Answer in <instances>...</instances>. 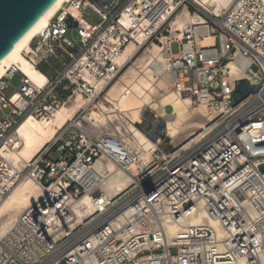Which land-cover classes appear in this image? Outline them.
<instances>
[{
	"label": "built area",
	"instance_id": "built-area-1",
	"mask_svg": "<svg viewBox=\"0 0 264 264\" xmlns=\"http://www.w3.org/2000/svg\"><path fill=\"white\" fill-rule=\"evenodd\" d=\"M184 8L204 23L173 28ZM90 10L99 22L86 19ZM208 36L214 42L200 45ZM153 44L175 93L215 117L199 140L168 152L155 144L144 161L110 127L77 122ZM24 54L47 81L15 67L0 79V202L28 178L42 194L0 235V264H264V0H233L218 14L194 0H66ZM78 100L27 165L3 152L24 145L27 116L49 120ZM52 151L62 155L52 160ZM108 160L132 178L112 198ZM84 195L93 212L77 215Z\"/></svg>",
	"mask_w": 264,
	"mask_h": 264
},
{
	"label": "bare ground",
	"instance_id": "bare-ground-1",
	"mask_svg": "<svg viewBox=\"0 0 264 264\" xmlns=\"http://www.w3.org/2000/svg\"><path fill=\"white\" fill-rule=\"evenodd\" d=\"M65 1L58 0L15 45L13 50L0 61V79L8 68L15 67L27 74L35 84L39 86L45 84L47 76L26 58L24 52L30 50L33 39L48 26ZM194 2L206 10L218 14L223 8L229 7L233 0H194ZM188 22L203 24L204 20L190 14L188 9L184 8L174 21L176 30H183ZM177 36L181 37V34L177 33ZM213 42V37L208 36L201 40L200 45H208ZM132 51L133 46H128L121 60L133 55ZM133 60L134 62L132 61L127 71L107 90L105 102H100L95 108H92L89 114L77 122L78 126L85 127L92 124L99 128L110 127L115 134L122 135L127 144L138 149L140 157L144 161L150 158L151 150L155 148L154 141L136 125L142 121L141 115L145 107H149L165 117L169 135L179 138V145L191 144L199 140L202 136L198 132L207 126L215 116L211 115L203 106L192 109L189 106L190 99L179 97L170 87L169 83L173 74L169 72L161 48L153 44L142 54H137ZM230 68L232 73L236 72L235 64H231ZM84 103V100H78L70 107H62L49 120L27 116L19 126L20 141L24 145L16 154H11L7 148H3V152L14 160L20 161L22 165H27L38 149L51 141L57 134L58 128H61L77 108ZM167 106H171V112L166 111ZM104 159L102 158V160ZM107 167L108 171L112 173V178L108 182L105 195L112 198L115 194L127 189L132 178L130 172L118 169L109 160ZM136 168L137 166L134 165L130 171L135 172ZM41 194L42 189L38 184L32 178H28L1 201L0 235L17 219L23 209L33 204ZM93 209V201L88 195H84L74 204V211L77 215L91 214ZM203 217L205 214L200 212V217L195 219V223L202 221ZM175 231L176 226L170 225L169 233L174 234Z\"/></svg>",
	"mask_w": 264,
	"mask_h": 264
},
{
	"label": "water",
	"instance_id": "water-1",
	"mask_svg": "<svg viewBox=\"0 0 264 264\" xmlns=\"http://www.w3.org/2000/svg\"><path fill=\"white\" fill-rule=\"evenodd\" d=\"M58 0H0V61ZM171 106L166 107L171 112Z\"/></svg>",
	"mask_w": 264,
	"mask_h": 264
},
{
	"label": "rangeland",
	"instance_id": "rangeland-1",
	"mask_svg": "<svg viewBox=\"0 0 264 264\" xmlns=\"http://www.w3.org/2000/svg\"><path fill=\"white\" fill-rule=\"evenodd\" d=\"M86 19L90 23H93V24H95V23H97V22H99L101 20L100 17L96 13L91 11V10L88 12V17ZM174 21L171 24L173 26V28H175ZM67 35H68V37H70L72 39H76L77 38L76 29L72 26L71 28H69ZM171 49H172L173 53H175V54L178 53L180 51L179 44L178 43H173ZM143 52H141L140 54H142ZM127 69L125 70V72L127 71ZM42 71H45V67L44 66L42 67ZM12 84H13L14 87L18 86V84H19V75L18 74L13 79ZM169 85L172 88L171 82L169 83ZM14 87H11V88L7 89L6 93L8 95L10 93H12V91L14 90ZM100 102H105V99L100 100L98 103H100ZM158 115L159 114L156 111L152 110L149 107H145L143 112H142V115H141V120L142 121L140 123L136 124L137 127L144 134H146L149 138H151V140L154 141L155 144H158L159 147L164 152L172 151V150L177 149L178 147L184 146V143L182 145L178 144L179 138L175 137L176 138L175 139L174 137L169 135L168 128H167V122L165 120V117H163L161 115L158 116ZM61 155H62V153H60L58 151H52L49 154V158L52 159V160H56Z\"/></svg>",
	"mask_w": 264,
	"mask_h": 264
}]
</instances>
